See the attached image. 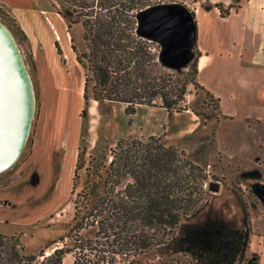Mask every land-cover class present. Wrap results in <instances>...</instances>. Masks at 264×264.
Here are the masks:
<instances>
[{"label":"rangeland","instance_id":"374dc122","mask_svg":"<svg viewBox=\"0 0 264 264\" xmlns=\"http://www.w3.org/2000/svg\"><path fill=\"white\" fill-rule=\"evenodd\" d=\"M206 3H208L207 0H187L184 3L185 9H156L145 12L140 17L141 29H145L151 38L155 39L156 47L163 49L162 64H166L165 66L169 68L165 73L178 78L180 83L185 81L188 84L184 103L178 108L179 112H167L161 107L160 100H156L153 107L139 108L129 116L124 114L123 105L108 103L98 105L92 101L79 111L82 94L78 88L82 69L75 64L69 47H66L68 77L66 79L64 77L63 81L73 88L72 112L69 114L72 122L80 127L74 150L76 149V155L84 154L81 160L83 168L74 178L77 158L74 164L71 156L64 159L65 164L61 166L60 153H70L74 146L71 145L72 140L70 144H66V139L60 140L53 135L49 137L54 143L49 142L47 125H44L41 143L45 146L41 145L39 152L24 167V204L31 210L32 219L42 215V211L48 207L54 209L49 212L46 219L34 225L25 226L24 223V229L6 223L0 224V234L11 232L8 234L20 237L25 255H38L47 247L49 249L46 254L50 253L55 247L53 244L68 232L67 226L73 215V203L81 189L87 187L90 199L92 201L96 199L102 188L105 167L110 160V149L118 140L160 136L166 144L180 148L189 154V159L201 165L212 178L206 185L208 191L206 206L179 226L168 245L155 248L144 256L142 264H260L257 258L262 257L264 261V245L259 246L254 243V246L250 248L251 232H246L244 209L245 204L247 213L251 217L256 212L264 210V183L259 184V187H252L250 181L255 182L258 174L250 167L249 162L225 160L213 153L214 129L212 119L208 116L214 113L215 105L198 86L194 87L192 82L196 83V81L192 80V73L188 68L190 61L196 56L194 49L189 52L194 29H196L191 12L195 13L197 8L205 6ZM52 4L53 0H24V6L30 10L36 28L39 23L42 29H49L53 35L60 33L64 37L67 22L58 20L55 13L53 14L56 9ZM3 15L6 17V14L0 10V23L12 33L13 23ZM174 20L177 22L175 25ZM182 24L183 29H191L189 39L184 35L185 33L183 34ZM82 32L83 29L78 24L73 25L68 32L74 37L77 53L85 51ZM13 37L33 85L35 110L25 147L13 167L0 174V181L13 177L21 164L28 159L41 119V103L50 109L56 100L55 97H60L57 100H61V103L65 101L64 89L59 83L61 80L57 81V78L52 86L48 85L43 89V96L39 99L32 66L27 59L29 49L25 42L21 43L14 35ZM61 43L65 46V39ZM46 83L44 82L45 85ZM56 108L61 118V106ZM193 116L199 120L196 132L186 136L179 134V131L190 125ZM210 184L218 186L217 192L209 190ZM234 188L237 189V193ZM238 194L241 195V199ZM82 236L85 239L92 238L94 229L82 231ZM63 243L69 244L70 241L65 239ZM63 243H57L56 247H61ZM72 262L73 257L69 254L64 256L62 264H72Z\"/></svg>","mask_w":264,"mask_h":264},{"label":"trees","instance_id":"16d2710c","mask_svg":"<svg viewBox=\"0 0 264 264\" xmlns=\"http://www.w3.org/2000/svg\"><path fill=\"white\" fill-rule=\"evenodd\" d=\"M186 1L53 0V8L67 22L68 32L77 24L83 29L85 51L77 53L74 37L70 40L76 61L84 71L85 106L89 101L120 104L129 116L160 100L167 112H179L188 84L165 73L169 68L161 62L163 49L156 47L154 39L141 29L140 17L156 9H185ZM215 7L221 17L228 15L220 4ZM6 17L13 23L15 38L26 43L23 32ZM191 17L194 22L193 12ZM27 59L31 64L29 52ZM188 68L195 79L196 56ZM83 155H77L74 178L83 168ZM109 155L96 199H90L87 187L76 194L68 232L53 244L51 252L46 254L47 247L38 255H25L19 236L0 234V264H62L69 254L72 264H142L144 256L168 245L179 226L206 206V185L212 177L160 136L120 139ZM244 209L249 233L251 216L245 204ZM262 215L264 210L254 216ZM90 228L94 236L83 238L82 231ZM65 239L70 243H63ZM57 243L63 244L56 247Z\"/></svg>","mask_w":264,"mask_h":264},{"label":"crops","instance_id":"0c3cea01","mask_svg":"<svg viewBox=\"0 0 264 264\" xmlns=\"http://www.w3.org/2000/svg\"><path fill=\"white\" fill-rule=\"evenodd\" d=\"M207 2L194 13L195 35L193 34V42L188 48L189 52L193 48L196 52V84L202 93L208 95L212 103L216 101L218 106L217 110L208 116L212 119L214 129L213 153L225 160L249 162L250 167L258 174L256 181L250 183L252 187H259V184L264 183V0H207ZM216 4H220L223 10L228 12L225 18L220 16ZM0 10L14 21L16 27L26 37L39 99L43 96V89L48 85L52 86L56 78L57 81L61 80L59 83L62 84L65 98L61 103V100H57L60 97H55L56 100L50 109L41 103V119L28 159L21 164L13 177L0 181V224L6 223L24 229V223L25 226L34 225L46 219L49 212L54 209L48 207L42 211V215L32 219L31 210L24 204V167L39 152L40 146H45L41 143L44 125H47L49 142H53L49 137L53 135L60 140L66 139V144H70L72 140L71 145L74 146L70 153H60V164L64 165V159L70 156L75 164L77 152L74 148L78 142L80 127L72 122L69 114L72 112L73 88L63 81L68 77L66 47H69L75 64L81 66L77 63L76 54L71 48V36L68 31L64 32V37L60 33L53 35L49 29H42L39 26L40 21L37 22L36 28L30 10L24 6V0H0ZM31 11L35 12L34 9ZM54 13L58 20L64 21L56 10ZM175 23L177 24L174 20L173 24ZM183 27L182 24V29ZM190 30L183 29L187 39L190 38ZM165 33L168 37L167 30ZM63 39L65 46L61 43ZM160 40L162 41L161 37ZM56 45L59 47L60 55ZM44 82H47L46 85ZM83 84L82 69L78 88L82 94L79 111L85 106ZM56 106H61V118ZM191 121L186 129L179 131V134L186 136L196 132L199 120L193 116ZM186 155L189 158L190 155ZM250 232V248L254 243L264 245V215L251 217ZM2 233L13 236L8 234L11 232ZM255 257L257 258L256 255ZM257 259L260 264H264L263 257Z\"/></svg>","mask_w":264,"mask_h":264},{"label":"water","instance_id":"95a60500","mask_svg":"<svg viewBox=\"0 0 264 264\" xmlns=\"http://www.w3.org/2000/svg\"><path fill=\"white\" fill-rule=\"evenodd\" d=\"M0 174L9 170L19 159L29 134L30 120L24 112V92L20 82L27 85L30 110L34 112L33 88L26 66L12 35L0 28ZM32 93V97H31ZM29 110V111H30ZM210 191L218 190L215 184Z\"/></svg>","mask_w":264,"mask_h":264},{"label":"bare ground","instance_id":"6f19581e","mask_svg":"<svg viewBox=\"0 0 264 264\" xmlns=\"http://www.w3.org/2000/svg\"><path fill=\"white\" fill-rule=\"evenodd\" d=\"M0 28L1 29H4V32L10 37L11 35H12V33L8 30V28L6 27V26H4L2 23H0ZM12 37H13V35H12ZM14 38V37H13ZM0 43H1V41H0ZM32 84V83H31ZM19 87H20V92H21V88H22V92H24V95H23V99H24V112H25V110L28 112L27 114H28V119L30 120V125H29V132H30V127H31V121L33 120V118H34V112H33V115H32V109L30 110V108H32L31 106H33L32 105V102H31V105H30V99H29V93H28V91L26 92V90H27V85L25 84V82H24V87H23V85L21 84V82H20V85H19ZM33 88V87H32ZM34 92H33V97H34ZM31 97H32V93H31ZM35 98V97H34ZM33 98V100H34V105H35V99ZM30 110V111H29ZM34 110H35V107H34ZM29 135V134H28Z\"/></svg>","mask_w":264,"mask_h":264}]
</instances>
